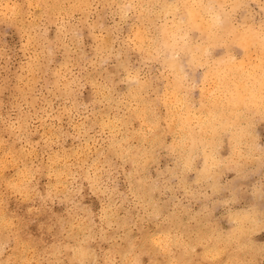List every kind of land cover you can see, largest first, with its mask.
Segmentation results:
<instances>
[{"label": "clouds", "instance_id": "clouds-1", "mask_svg": "<svg viewBox=\"0 0 264 264\" xmlns=\"http://www.w3.org/2000/svg\"><path fill=\"white\" fill-rule=\"evenodd\" d=\"M0 264H264V0H0Z\"/></svg>", "mask_w": 264, "mask_h": 264}]
</instances>
